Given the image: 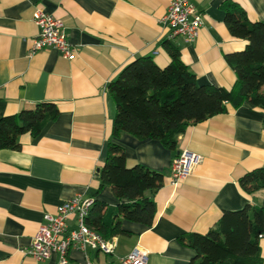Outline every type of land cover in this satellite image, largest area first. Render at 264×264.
<instances>
[{
  "label": "crops",
  "instance_id": "crops-1",
  "mask_svg": "<svg viewBox=\"0 0 264 264\" xmlns=\"http://www.w3.org/2000/svg\"><path fill=\"white\" fill-rule=\"evenodd\" d=\"M172 0H0V116L17 114L43 101L54 102L59 116L37 136L20 137L21 149H0V264H60L59 253L44 260L25 256L45 214L77 194L104 203L103 221L112 226L120 200L97 176L109 142L125 151L127 165L162 172L164 185L146 195L157 205L153 225L122 220L113 253L73 248L70 264H120L134 248L148 251L147 264H190L196 251L179 241L192 232L207 233L225 210L247 204L264 207V189L253 195L240 186L246 172L264 165V111L248 102L180 134L174 149L159 140L122 133L113 138L116 104L108 84L131 61L152 57L166 67L169 41L200 84L232 89L237 74L226 55L248 41L231 34L227 0H191L204 25L194 42L169 38L161 19ZM251 21H264V0H233ZM37 8L62 19L75 47L74 59L59 50L31 52L39 29ZM200 156L193 172L177 187L170 184L173 159L182 150ZM127 201V200H124ZM70 227H76L72 216ZM264 264V233L261 237Z\"/></svg>",
  "mask_w": 264,
  "mask_h": 264
},
{
  "label": "trees",
  "instance_id": "trees-1",
  "mask_svg": "<svg viewBox=\"0 0 264 264\" xmlns=\"http://www.w3.org/2000/svg\"><path fill=\"white\" fill-rule=\"evenodd\" d=\"M225 10L231 34L248 41L244 50L226 55L237 74L234 87L200 84L181 60L178 48L166 41L171 57L166 67H160L150 56L139 57L108 84L116 104L113 138L129 133L159 140L174 149L178 136L189 126L226 112L228 103L238 107L248 102L264 111V21H251L245 9L233 0H227ZM59 113L54 102L43 101L17 114L0 116V149H21L22 135H39ZM97 176L100 186L111 187L120 203L112 226L103 221L106 205L102 203L95 211L92 209L87 219L90 227L110 238L127 233L121 228L122 220L153 225L157 205L146 193L164 185L162 172L139 164L129 167L124 149L111 141ZM239 184L249 195L264 189V165L246 172ZM263 233L264 207L247 204L239 210H225L207 233H187L179 241L196 251L190 264H263Z\"/></svg>",
  "mask_w": 264,
  "mask_h": 264
},
{
  "label": "built area",
  "instance_id": "built-area-1",
  "mask_svg": "<svg viewBox=\"0 0 264 264\" xmlns=\"http://www.w3.org/2000/svg\"><path fill=\"white\" fill-rule=\"evenodd\" d=\"M34 22L39 32L32 39L31 52L52 48L59 50L64 58H75V47L65 32V23L62 19L37 8ZM161 22L169 29L170 39L182 36L187 42H194L204 25V17L191 0H172ZM199 161L200 156L196 153L186 149L179 152L172 161L170 184L177 187L193 172ZM94 205V198L84 197L82 194L66 200L58 207L56 214H45L31 245L22 248L21 252L36 260H44L54 253H59L60 264H70L69 252L73 248L86 251L91 247L107 254L113 253L115 240L105 238L87 224ZM72 216L76 218V227H70L68 223ZM147 260L148 251L138 246L121 257L120 264H147Z\"/></svg>",
  "mask_w": 264,
  "mask_h": 264
}]
</instances>
